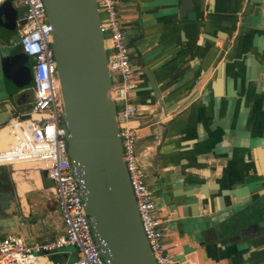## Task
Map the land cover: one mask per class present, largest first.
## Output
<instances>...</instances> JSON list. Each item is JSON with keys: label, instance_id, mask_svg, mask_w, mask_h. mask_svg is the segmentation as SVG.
<instances>
[{"label": "crops", "instance_id": "crops-1", "mask_svg": "<svg viewBox=\"0 0 264 264\" xmlns=\"http://www.w3.org/2000/svg\"><path fill=\"white\" fill-rule=\"evenodd\" d=\"M117 1L135 70L136 151L166 252L180 264H264L245 214L218 212L219 195L202 202L203 187L240 204L264 196V0H191L183 20L181 0ZM30 167L0 166L16 196L0 239L52 242L64 233L52 183Z\"/></svg>", "mask_w": 264, "mask_h": 264}, {"label": "water", "instance_id": "water-1", "mask_svg": "<svg viewBox=\"0 0 264 264\" xmlns=\"http://www.w3.org/2000/svg\"><path fill=\"white\" fill-rule=\"evenodd\" d=\"M43 2L52 28L51 48L63 102L67 154L85 194L84 211L93 237L107 264H156L141 227L123 161L116 107L109 95L111 78L96 0ZM191 3V0H181L179 20L193 11ZM16 18L11 21L4 11L0 13V26L15 31ZM12 34L0 40L10 43ZM28 60L24 54L1 55L0 81L7 96L31 85ZM15 116L9 104L2 105L0 126ZM41 176L44 186L50 187L46 172ZM252 187L249 186V191ZM204 190L206 187L202 188V202L219 195L223 206L218 212H226L231 217L245 214L248 237L264 242V196L252 197L240 204L231 202L229 193L224 191L215 193L214 189L209 194ZM7 210V201H0V233L14 227L10 222L12 217L4 214ZM53 256V264H61Z\"/></svg>", "mask_w": 264, "mask_h": 264}, {"label": "built area", "instance_id": "built-area-1", "mask_svg": "<svg viewBox=\"0 0 264 264\" xmlns=\"http://www.w3.org/2000/svg\"><path fill=\"white\" fill-rule=\"evenodd\" d=\"M5 0H0V5ZM24 15L16 19V33L22 52L32 60V103L21 116L11 117L3 126L8 142L0 149V166L13 168L30 164L52 183L64 233L52 242L29 244L20 234L0 239V264H42V259L73 248L76 259L69 264H107L98 248L84 207L85 194L69 159L66 148V127L62 121L63 102L53 58L51 26L43 0H21ZM100 29L105 39L109 92L116 108L123 161L135 199L143 233L156 264H175L164 248V229L156 217V203L146 184L136 151L137 134L132 126L135 108L131 93L135 88L134 66L126 33L122 28L117 0H96ZM24 23H21V20ZM1 127V126H0ZM2 128V127H1ZM51 261V260H50Z\"/></svg>", "mask_w": 264, "mask_h": 264}, {"label": "rangeland", "instance_id": "rangeland-1", "mask_svg": "<svg viewBox=\"0 0 264 264\" xmlns=\"http://www.w3.org/2000/svg\"><path fill=\"white\" fill-rule=\"evenodd\" d=\"M4 11H5L6 15H8V17L11 21L13 19H15V16L17 18L22 17L24 15V9H23L22 1L21 0H12V1L6 0L4 4L2 3L0 5V13H2ZM10 37H11V39H10L9 50L8 49H6V50L0 49V51H3L2 54H4V55L7 54L8 52L11 55L17 54L16 52L18 49L17 44L19 42V36L17 35L16 32H14V34H12V36H10ZM106 37L107 36L105 35L104 38H106ZM11 45H12V47H11ZM107 53H109V52L107 51ZM32 93H33L32 87L31 88L30 87H24V88H21L18 92H16L13 96H7L5 93V90L3 88L2 82L0 81V102H3L5 104H9L11 106L12 114H16L17 116H21V114L28 111L30 103L32 102ZM116 108H117V110H120V106H116ZM3 126H1V127H3ZM3 148H1V149H3ZM28 165L30 167V164H21L22 168H24ZM29 167L24 168V170L28 171L29 175H30V172L36 171V169H34L33 167H30V168ZM44 201H46L45 198H44ZM74 260H75V258L71 257L68 262L66 261V264H69V262L71 263ZM49 264H53V263H51L49 261Z\"/></svg>", "mask_w": 264, "mask_h": 264}, {"label": "flooded vegetation", "instance_id": "flooded-vegetation-1", "mask_svg": "<svg viewBox=\"0 0 264 264\" xmlns=\"http://www.w3.org/2000/svg\"><path fill=\"white\" fill-rule=\"evenodd\" d=\"M239 10L236 12V15L233 19L232 25L230 27V31H229V37L231 36V34L236 30V25L239 22ZM262 11H260L257 15V17H259ZM250 18H245L244 21L249 20ZM11 32H16V27H15V31H13V29L11 27H7V28H2L0 26V37L1 39L5 38L6 34H11ZM11 39V37H9V40ZM2 46H4V42L0 40V49L3 50L4 47L2 48ZM3 51H0V59H1V54ZM11 55V54H10ZM14 94H12L11 96H13ZM4 103L0 102V106H2ZM7 129L6 127H4V129L2 130V132H0V143H1V148H3L4 146H6V139H7ZM7 201L8 204V210L4 211V214L6 215H12L10 213L11 208L16 205V196H15V191H14V187L12 184V181L10 180V178L8 177L6 171H0V201Z\"/></svg>", "mask_w": 264, "mask_h": 264}, {"label": "trees", "instance_id": "trees-1", "mask_svg": "<svg viewBox=\"0 0 264 264\" xmlns=\"http://www.w3.org/2000/svg\"><path fill=\"white\" fill-rule=\"evenodd\" d=\"M23 9H24V12H25V8H24V6H23ZM17 47H18V49H17V52H16V53H17V54H24V53L22 52L20 46L17 45ZM17 47H16V48H17ZM24 55H25V54H24ZM25 56H26V55H25ZM26 57H27V56H26ZM28 59H29V58H28ZM31 65H32V62H31V60L29 59L28 62H27V66L30 68V70H31ZM29 87H30V88L32 87V83H31V85H30ZM30 108H31V105L29 106L28 110H29ZM9 172H10V171L7 169V175H8V177H10V173H9ZM56 257H57V260L61 262V264H66V261L68 262L69 259H70L71 257H74V258L76 259V252H75V250H74L73 248H65V249L63 250L62 253L56 254ZM50 260H52V261L55 260L53 255L50 256ZM69 263H70V262H69Z\"/></svg>", "mask_w": 264, "mask_h": 264}, {"label": "bare ground", "instance_id": "bare-ground-1", "mask_svg": "<svg viewBox=\"0 0 264 264\" xmlns=\"http://www.w3.org/2000/svg\"><path fill=\"white\" fill-rule=\"evenodd\" d=\"M3 128V127H2ZM0 137H1V135H0ZM35 177V176H34ZM16 178H17V180L19 181V182H21L22 181V176L21 175H17L16 176ZM32 179V178H31ZM35 181H36V179H35ZM25 183V182H24ZM23 185H26V184H23ZM24 188V187H23ZM26 188V187H25ZM24 190V189H23ZM22 190V191H23Z\"/></svg>", "mask_w": 264, "mask_h": 264}]
</instances>
